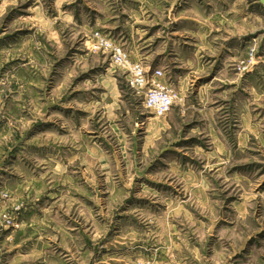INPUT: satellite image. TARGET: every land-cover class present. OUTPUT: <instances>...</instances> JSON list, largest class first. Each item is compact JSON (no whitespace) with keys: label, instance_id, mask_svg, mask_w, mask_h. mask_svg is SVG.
I'll return each mask as SVG.
<instances>
[{"label":"rangeland","instance_id":"374dc122","mask_svg":"<svg viewBox=\"0 0 264 264\" xmlns=\"http://www.w3.org/2000/svg\"><path fill=\"white\" fill-rule=\"evenodd\" d=\"M127 1L0 0V264L26 254L29 222L52 220L49 234L67 231L79 264H264V96L252 88L263 73L264 7L179 0L186 17L205 11L219 23L240 13L231 67L240 121L233 104L202 137L174 108L163 131L128 72L95 51L97 33L136 26ZM138 1L153 15L143 24L150 35L172 23L158 17L174 0ZM4 243L19 246L8 254Z\"/></svg>","mask_w":264,"mask_h":264},{"label":"crops","instance_id":"0c3cea01","mask_svg":"<svg viewBox=\"0 0 264 264\" xmlns=\"http://www.w3.org/2000/svg\"><path fill=\"white\" fill-rule=\"evenodd\" d=\"M173 3L176 5L172 13L170 11L166 18V14L158 17V19L162 17L164 22L172 21V23H168L169 26L166 27L163 23L158 24V31L150 35V29L143 25L153 17L150 15L149 8L143 3L140 6L138 0H128L126 7L134 15L136 26L132 27L128 35L114 31L109 34L115 38L118 37L119 43H122L124 47L127 46V50L132 53L140 52L137 58L145 63H143L144 67L152 70L162 69L166 72L165 81L175 86L182 100L175 105L176 107L174 106L173 111L176 113V118H184L187 115L190 122L194 124L189 132L203 137L210 125H216L221 110L227 109L223 110L224 114L230 115V107L233 104L240 121V78L231 69L232 65L240 60V13H230L225 19L223 16L221 19L223 21L217 23L218 19L213 16L215 13L208 14L205 11H198L195 15L200 18L197 19L191 17L190 11L186 17L182 16L184 12L176 9L180 1L174 0ZM36 4L37 2L34 3ZM257 12L258 14L264 13L258 10ZM115 17L117 18V15ZM138 24L141 25L137 26ZM182 24L189 27H182ZM155 36H160V39L154 41ZM156 42L157 46L154 48ZM261 71L262 75L255 77L254 84H252L255 99L258 101L260 96H264V66ZM225 105L229 109L224 107ZM250 116L249 112L248 118ZM162 119V130L172 129L167 117ZM153 121L154 119L150 122ZM257 125L259 124H253V127L257 128ZM238 141L240 145V136H238ZM171 145L173 144L169 143V146ZM42 222V225H38L37 221L35 225H30L29 222V229L35 227L27 237L29 248L22 259L15 258L10 264H25L26 262L29 264H70L69 261L72 262L71 264H79L78 248L72 252L77 243L74 246L75 242L72 239L68 244L67 231L63 232L59 229V232L55 231V234L50 235L48 230L57 229L56 225H53L54 220L51 223L50 221ZM41 228H44V235ZM47 244H55L59 253L49 252ZM5 246L6 243L2 244L3 252L10 254L18 248L19 244L11 243L8 250ZM142 258H144L143 255ZM171 258H174V255ZM168 264L180 263L172 259Z\"/></svg>","mask_w":264,"mask_h":264},{"label":"built area","instance_id":"2783aa9c","mask_svg":"<svg viewBox=\"0 0 264 264\" xmlns=\"http://www.w3.org/2000/svg\"><path fill=\"white\" fill-rule=\"evenodd\" d=\"M94 49L107 55L117 69L128 72L129 88L142 96L144 109L154 117L165 118L182 101L175 86L165 81L164 70L147 69L140 62H132L122 45L110 34L97 33Z\"/></svg>","mask_w":264,"mask_h":264},{"label":"water","instance_id":"95a60500","mask_svg":"<svg viewBox=\"0 0 264 264\" xmlns=\"http://www.w3.org/2000/svg\"><path fill=\"white\" fill-rule=\"evenodd\" d=\"M260 4L264 7V0H258Z\"/></svg>","mask_w":264,"mask_h":264}]
</instances>
